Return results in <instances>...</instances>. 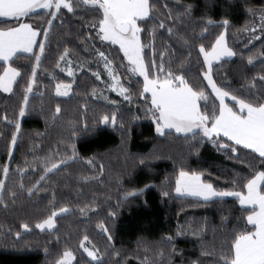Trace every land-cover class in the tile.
I'll list each match as a JSON object with an SVG mask.
<instances>
[{"label": "trees", "instance_id": "1", "mask_svg": "<svg viewBox=\"0 0 264 264\" xmlns=\"http://www.w3.org/2000/svg\"><path fill=\"white\" fill-rule=\"evenodd\" d=\"M156 3L158 19L147 21L146 25L141 23L148 30L141 33L146 64L152 59L159 63V53L164 51L165 71L170 64L174 72H182L190 85L203 88L209 94L211 105L215 96L204 79L207 69L198 46L203 43L210 48L219 34L225 32L223 21L228 20L226 41L237 55L214 64L212 78L218 86H226L237 94L247 95L251 88L254 94L264 95V81L259 80L264 75V57L259 55L264 52V30L260 28L259 15L264 9V0H156ZM187 5H191L190 14L174 25L178 35L170 36L166 29L173 26V21L162 14L169 9L175 14ZM250 8L256 15L249 13ZM95 16L87 7L79 8L75 14L65 9L62 19L53 22L45 53L47 59L37 69L36 84L29 94L24 117H18V109L23 84L31 75L34 59L23 54L14 58L13 66L21 70L17 80L20 86L15 85L13 93L0 90V179L4 178L3 165L9 164L11 173L6 185L16 187L18 192L15 203L10 192L1 193L0 264H55L65 250L73 252V264H98L80 247L84 235L89 237L84 244L93 251L99 249V264H169V259L171 264H192L195 260L199 264H216V254L221 247L227 248L233 232L244 227L251 229L246 222L248 213L236 198L201 201L177 196L176 174L183 162L187 169L203 172L202 178L217 189L246 191L242 184L252 175L249 167L252 156L246 155L251 150L241 149L237 159L202 135L196 140L191 134L186 139L174 132L159 136L153 118L145 114V101L138 96L142 77L130 71L132 65L118 46L102 42L96 36V29L91 27ZM47 19L45 10H40L25 21L44 27ZM160 19L165 20V28H156L154 53L148 47L151 43L148 33ZM245 26L255 27L256 31H242ZM204 28L206 32L202 31ZM181 35L189 39L188 45L179 39ZM65 47L77 64L74 79L61 71L62 61L60 68L55 66ZM97 50L104 51L113 61L121 85L132 93V103L108 92L101 78L96 79L93 73L103 75L105 70ZM250 55L256 56L251 65L247 63ZM49 73H54L56 79ZM60 80L73 85L68 97L55 94V85ZM253 80L254 88L251 87ZM93 88L97 89L95 95ZM105 96L117 103H109ZM57 105L61 109L58 114L55 113ZM113 110L117 111L118 120L123 119V129L98 123L102 114ZM4 115L10 119L17 117L21 124V134L11 157L8 151L14 126L3 120ZM220 139L230 143L227 138ZM70 144L75 145V159L67 160L59 170L49 173L32 195L19 190L21 180L26 187L35 183L47 157L71 156ZM88 159H93V164H88ZM100 165H103L102 172ZM18 167L24 172H18ZM255 167H261L258 160ZM85 176L90 179L85 181L82 179ZM140 189L143 191L139 192ZM163 191H168L169 196H164ZM131 192L137 194L126 195ZM85 205L91 207L81 213ZM59 207H67L68 212L55 218L52 230L40 231L35 227ZM111 212L115 215H110ZM25 222L29 230L22 227ZM100 224L109 231L104 232L98 227ZM194 231L200 235H193ZM168 236L172 237L171 242L167 241ZM161 249L163 258L158 256ZM202 250L209 253L215 250L216 254L201 255Z\"/></svg>", "mask_w": 264, "mask_h": 264}, {"label": "snow or ice", "instance_id": "2", "mask_svg": "<svg viewBox=\"0 0 264 264\" xmlns=\"http://www.w3.org/2000/svg\"><path fill=\"white\" fill-rule=\"evenodd\" d=\"M81 7H87L96 13L95 19L91 25L96 29V36L103 41L110 42L113 45H119V50L123 52L124 58L127 59L132 67L130 71L143 77V86L139 90V98L145 101V114L151 115L155 123V131L159 136H170L172 133L183 134L187 139L191 134V138L196 140L198 136L208 138L214 145H218L220 149L227 150L231 156L239 159L237 153L241 149L251 150L246 155L252 156V162L249 167L252 169V175L242 184L241 191L220 190L213 186L212 183L203 179V172L187 169L185 164L181 162L179 170L175 178L174 191L181 195L194 198H200L209 201L214 197L234 196L238 199L241 206H251L243 208L248 214L246 216L247 225H251V229L244 227L239 231H234L231 240L225 249L221 247L218 254L209 253L202 250L201 255L216 254L218 259L216 264H264V95H256L248 90L247 95L237 94L226 86H218L212 78V62L219 61L223 57H234L237 53L233 48L229 47L226 41V29L229 24L228 20L223 21L225 32H221L216 38L215 43L210 48H206L203 43L199 44V54L203 56V62L207 65V71L204 72V79L207 80L208 86L211 87L215 94L214 100L209 103V94L203 88H195L190 85L185 75L181 72L177 74L172 70L171 65L165 71L164 56L165 52L159 53L160 62L157 63L152 59L146 64L143 49L145 47L141 42V33L147 32V27L141 26V23H147L156 16L157 3L156 0H0V90L4 93H13L14 85L18 87L17 78L21 77L19 67L13 66L14 58H18L22 54H28L29 58L34 59L31 69V75L23 84V96L18 109V117L22 118L26 115L29 94L33 92V86L36 84L37 69L41 66L42 61L47 59L45 56L47 50V42L52 30L53 22L62 19L63 10L68 13L75 14ZM168 8V5H164ZM46 10L45 14L48 19L45 21L46 26H33L32 23L26 22L25 18H29L36 14V10ZM249 13L256 15L253 9H248ZM191 12V5L184 7L183 11L175 14L171 9L167 13L162 14L165 19L172 20L173 26L167 27L170 36L178 35L174 32V25L180 22V18L188 16ZM260 20L262 21L260 28L264 30V9L260 12ZM165 28V20L160 19L158 25H153L152 31L148 33L151 36V43L148 47L153 48L155 53L156 28ZM203 32L207 28L202 29ZM242 31L255 32L256 28L245 26ZM43 36V39L38 37ZM258 38V37H257ZM185 45L189 44V39L185 36H179ZM96 55L104 61V67L109 71V75L113 83L108 87L117 91L124 101L133 102V96L129 88L121 85L114 74L111 65L112 60L108 58L104 51L97 50ZM188 55H191L189 52ZM264 57V52L259 54ZM70 50L65 47L63 52L59 54L55 66L60 68V62L64 61L67 65H71L72 61L68 59ZM255 55L247 58L249 65L254 63ZM183 61L181 62V67ZM61 68V71H65ZM68 74L73 75L70 67L67 68ZM96 79H100L99 73H93ZM49 75L56 79L54 73ZM260 81H264V75L259 76ZM251 87H255V81L251 82ZM72 89V83L60 80L55 85V93L58 96H67ZM97 89H92V94H96ZM150 94V95H149ZM108 100V97H104ZM227 100L231 101V106ZM200 101L204 103L201 104ZM218 101V104L216 103ZM111 104H116L115 100H108ZM60 106L57 105L55 113H60ZM3 120L14 126L11 134L8 155L11 157L12 149L17 143V139L21 134V124L17 117L9 118L3 116ZM98 123L111 125L113 127L124 128L123 119L118 120L117 111L102 114ZM75 135V130H73ZM227 138L230 143L222 142L220 137ZM72 148L71 156H61L57 159V154L47 157L43 163L42 174L31 186L26 187L22 180L18 184L21 191L26 190L32 195L34 190L42 181L46 180L47 175L53 171H57L62 165L67 163L69 159L76 158L75 145L70 144ZM259 161L260 169L255 167V162ZM88 164H93V159L87 160ZM141 164L144 160L141 159ZM101 172L103 165H100ZM17 171L24 172L23 168L18 167ZM3 179H0V193L5 190L10 192L15 203V197L18 195L16 187L8 188L6 180L9 179L11 168L9 164L2 167ZM94 178V177H93ZM85 181L90 178L85 176ZM235 184L236 181H233ZM142 192L143 189L138 190ZM137 192L126 193V195H136ZM164 196H169L168 191H163ZM0 200L3 196L0 195ZM7 207V205H5ZM90 205L81 208L84 213ZM68 212L67 207H59L54 209L46 218H42L35 224V227L41 230L54 228V217L58 213ZM110 215L114 216L115 212ZM25 230H29L27 222L22 224ZM104 232L109 230L98 225ZM182 234L178 232V235ZM17 237L20 233H16ZM193 235H200V232L194 231ZM112 236H108L111 240ZM167 241L171 242L172 237L168 236ZM89 241L88 235H84L80 243V247L87 252L88 256L96 260L99 264L101 257L97 254L99 249L95 251L85 246L84 242ZM147 251V249H145ZM173 252L176 251L172 246ZM47 251V250H46ZM119 255V253H117ZM160 258L164 257V251L158 252ZM73 258L71 250H65L56 261L55 264H67V260ZM147 262V257H145ZM169 264L171 261L169 259ZM192 264H199L198 260L192 261Z\"/></svg>", "mask_w": 264, "mask_h": 264}, {"label": "rangeland", "instance_id": "3", "mask_svg": "<svg viewBox=\"0 0 264 264\" xmlns=\"http://www.w3.org/2000/svg\"><path fill=\"white\" fill-rule=\"evenodd\" d=\"M37 11H40L39 9L38 10H36V12ZM46 11V10H45ZM105 42H107V41H105ZM107 43H110V42H107ZM111 44V43H110ZM113 45V44H112ZM116 46H118L119 47V45H116ZM68 59H70L71 61H72V63H71V65H67L66 66V63L64 62V61H62V64H61V68H65L66 70L65 71H62V72H64L65 73V75H67L68 77H70V78H72V79H74V77L76 76V74H77V64L71 59V57L69 56L68 57ZM103 61V60H102ZM103 65H104V61H103ZM68 67H70L71 69H72V71H73V75H69L68 74V71H67V68ZM111 68L113 69V72H114V74H116L117 75V73L115 72V70H114V68H113V66L111 65ZM105 69V68H104ZM136 75H139L138 73H135ZM100 75V78H101V80L103 81V83L105 84V86L107 87V90H108V92H112V93H115V94H117V95H119V93L117 92V91H114V90H112V89H110L109 87H108V85L109 84H111V83H113V81H112V79H111V77H110V75H109V71L108 70H104V74L103 75H101V74H99ZM141 77V76H140ZM117 79H118V81H119V83H120V78H119V76L117 75ZM142 79H143V77H142ZM207 81V80H206ZM208 83V82H207ZM121 84V83H120ZM72 87H73V85H72ZM210 87V86H209ZM211 88V87H210ZM71 91H72V89H71ZM71 91L69 92V94L67 95V96H58V97H68L70 94H71ZM56 94V93H55ZM150 95V94H149ZM121 96V95H120ZM0 195H1V193H0ZM61 214H63V213H58L57 214V216L56 217H58L59 215H61ZM56 217H54V221H55V218ZM55 225H56V223H55ZM55 225H54V227H55ZM38 229V228H37ZM53 229V228H52ZM52 229H47V228H45L44 230H52ZM38 230H40V231H44V230H41V229H38ZM85 246L86 247H88L89 249H91L90 248V246L88 245V244H86L85 243ZM92 250V249H91ZM83 251H84V249H83ZM85 252V251H84ZM86 254H87V252H85ZM88 255V254H87ZM91 258V257H90ZM75 262V256L73 255V258L72 259H69V260H67V264H73Z\"/></svg>", "mask_w": 264, "mask_h": 264}, {"label": "crops", "instance_id": "4", "mask_svg": "<svg viewBox=\"0 0 264 264\" xmlns=\"http://www.w3.org/2000/svg\"><path fill=\"white\" fill-rule=\"evenodd\" d=\"M41 37H38V39H40ZM23 55H28V54H23ZM232 57H223V58H221V60H219V61H213L212 62V66L214 65V64H216V63H218V62H220V61H222V60H225V59H231ZM206 69H207V65H206ZM19 78V77H18ZM18 78H17V80H18ZM15 86V85H14ZM210 88V87H209ZM210 90H211V92H212V89L210 88ZM213 93V92H212ZM214 94V93H213ZM214 96H215V94H214ZM226 102H228V103H230L231 101L230 100H227ZM246 192V191H245ZM176 193V192H175ZM176 195L177 196H179V197H188V198H194V197H190V196H186V195H181V194H178V193H176ZM230 198H236V197H234V196H228V197H223V198H219V197H214V198H212L211 200H209V201H212V200H215V199H230ZM194 199H198V200H201V201H204V200H202V199H200V198H194ZM237 199V198H236ZM242 207H251V206H242Z\"/></svg>", "mask_w": 264, "mask_h": 264}]
</instances>
